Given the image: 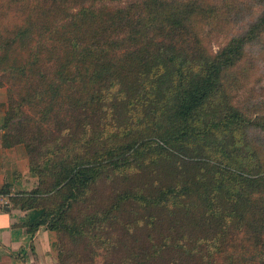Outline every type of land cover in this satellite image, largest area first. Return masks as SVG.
<instances>
[{
    "label": "rangeland",
    "instance_id": "rangeland-1",
    "mask_svg": "<svg viewBox=\"0 0 264 264\" xmlns=\"http://www.w3.org/2000/svg\"><path fill=\"white\" fill-rule=\"evenodd\" d=\"M92 1L65 0L63 14ZM141 1L104 2L121 8ZM161 1L170 11L181 9L186 28L164 23L158 32L161 23L151 39L121 42L131 48L136 43L138 53L130 66L122 62L113 73L115 86H102L101 78L89 81L94 70L107 76L99 62L94 65L95 57H79V66L61 74L66 84L59 96L53 90L38 93L42 85L34 76H21L25 82L15 86L14 74L0 63V149H26L25 167L35 173L40 200L49 208L62 202L67 189L60 194L55 182L66 167L88 165L89 159L102 167L84 192L73 185L71 193L78 196L69 200L66 228L55 231L50 264H264L254 221L264 192L243 187L244 177H258L264 169V23H259L264 0ZM60 4L49 12L45 6L53 0H0V43L11 45L7 40L19 27L37 23L33 39L34 32L26 43L16 40L1 49L11 59L38 49L53 78L49 66L55 58L51 64L50 59L63 40L41 36L38 26L63 21L56 12ZM134 13L136 20L144 19L141 8ZM252 28L253 39L242 40ZM232 39L245 42L242 54L222 71L218 90L201 111L182 119L177 112L183 89L174 83L181 76L172 62L167 65L168 57L187 54L195 58L194 68L199 56L216 54ZM4 56L0 53V61ZM71 77L79 81L76 88ZM225 116L229 127L217 124ZM228 154L243 177L240 183L229 178ZM228 189L244 203L229 204Z\"/></svg>",
    "mask_w": 264,
    "mask_h": 264
},
{
    "label": "trees",
    "instance_id": "trees-1",
    "mask_svg": "<svg viewBox=\"0 0 264 264\" xmlns=\"http://www.w3.org/2000/svg\"><path fill=\"white\" fill-rule=\"evenodd\" d=\"M16 2H21L22 0H15ZM99 3L102 2L101 6H98ZM105 0H93L89 5H81L80 9L77 12L69 13L67 10L64 13L65 8H63V4L65 0H62L61 4L60 0H53V5L45 6V10L52 12V6H58L56 12H59L63 15V18L60 23H44L38 26V32L41 36L47 34H53L54 37L52 39L63 40L62 49H58L53 53V56L50 59V64L52 59L55 58V64L49 68L52 69L51 73H54L55 78L53 76H49L50 73L47 72L44 67H47L46 62L41 55H39V50L31 47L30 52L26 55H23L20 59H11V55L8 54V51L5 52L1 49L2 45L5 43H0V53H4V57L1 59L0 63L3 64L7 70L10 71L13 75L12 82L15 86L21 85L19 83L24 79L21 76L26 75L27 77H32L39 81L42 91H39L40 94H45L46 92L53 90L54 96H59L61 89L66 84L61 74L66 75V70L71 69L72 67L79 66L81 62L79 57H85L86 60L91 59V57H95V63L100 64L101 69L107 70V76H101L100 74H96L100 70H94L89 77V81L96 82L95 80H101L102 86L112 87L116 85V81L112 79L113 73L117 70L119 65L124 62L127 66H130L131 59L134 56L136 43L134 44V48L122 46V43L127 41H140L141 39H151L152 32L155 31V27L157 24H161L157 27L158 32L164 30V23H171L175 25L176 29H184L186 28L185 21H183V17H181V9H175V11H170L167 6L161 5V0H142L137 4H132L130 6L115 8L107 5ZM158 2L157 7L156 3ZM143 10L142 16L143 20H136L135 11L139 9ZM174 19V22H170L168 20ZM189 20H187L188 22ZM264 23V15L261 18L259 23ZM258 24V23H257ZM37 23H33L29 21L25 26L19 27L17 31L10 37L7 42L11 45H5L9 48L13 46L14 41L27 42V38L29 34H33L32 39L36 36V26ZM255 34V29L252 28L247 35L244 36L242 40H251ZM56 37V38H55ZM135 38V39H134ZM40 40H37V43ZM40 44L47 41L45 39L41 40ZM25 42V43H26ZM122 42V43H121ZM248 42V41H247ZM245 42L237 39H232L225 47H223L220 51H218L214 55H201L197 59V67L191 68V62L195 60V58H189L187 54H178L174 53L168 57V62H172L175 67H177L176 72L178 76H181V80H176L175 86L182 87V91L178 93L179 102H178V112L177 115L182 119L186 120L191 115H194L200 109L205 106L207 101L211 98V95L215 93L220 84V76L222 71L228 66L233 65L238 56L242 54L243 44ZM107 46V48L105 47ZM113 47L115 49H113ZM125 50L119 56L118 51ZM101 59L96 62V59ZM13 61V62H12ZM12 62V63H10ZM124 63H122L124 65ZM162 64V63H158ZM166 66V65H165ZM170 66V64L168 65ZM195 69L196 74H191L189 70ZM57 69L59 71H57ZM46 71V73H45ZM58 73V74H57ZM49 74V75H48ZM191 75V76H190ZM73 76H80L79 74H74ZM69 80L73 81L74 88L77 87L78 79L75 77H71ZM9 81V80H8ZM49 87L48 89L46 87ZM94 99V96H92ZM217 124H222V126L229 127L230 120L227 117H222L218 120ZM7 127V125L5 126ZM233 157L228 154V173H230V180L233 182H242L240 177L241 174L232 167L231 161ZM98 161L89 159L88 165L83 163H79L75 165L74 168L66 167L64 170L60 172H64V176L61 178H57L55 182V186L57 187L58 192L61 194L63 189H67V193L64 195V199L57 206H53V208L47 207L41 200V188L37 187L30 192H21L17 196L18 198H12L13 202L20 206L23 209H31L37 208L41 209V216L38 221H30L28 223L29 232H34L41 225L45 226L47 229L52 231L60 230L62 227L66 228L65 221L67 211L70 208L69 200L74 196L77 198L78 195H72L73 185L79 184V190L84 192V190L90 188L93 183H96L101 175V166L97 164ZM259 168L258 177L254 178H246L244 177L243 187L245 190H254L261 188L264 192V169ZM31 172L34 171L31 169ZM35 174V173H34ZM5 187L2 189V191ZM171 191H177L176 188H170ZM168 190V192H171ZM166 194V192H164ZM244 194V193H241ZM63 196V195H62ZM228 196L231 200H229V204L238 205L244 203V200L241 201V198L235 199L234 189H228ZM149 198V197H148ZM247 201L252 202V200ZM69 202V203H68ZM262 216L256 217L254 221L258 223L259 233H260V243L264 245V200H262ZM44 205V206H43ZM236 214L228 213V220L235 217ZM253 220L249 219L248 228H252ZM254 263V256L251 259Z\"/></svg>",
    "mask_w": 264,
    "mask_h": 264
},
{
    "label": "crops",
    "instance_id": "crops-1",
    "mask_svg": "<svg viewBox=\"0 0 264 264\" xmlns=\"http://www.w3.org/2000/svg\"><path fill=\"white\" fill-rule=\"evenodd\" d=\"M27 161L26 149H0V264H50L56 250L55 231L43 225L28 230L30 221L40 219L41 209H23L12 200L37 186Z\"/></svg>",
    "mask_w": 264,
    "mask_h": 264
}]
</instances>
